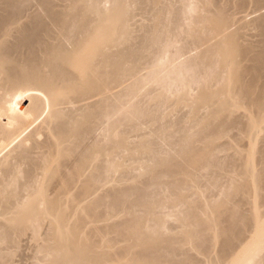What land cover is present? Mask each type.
Returning <instances> with one entry per match:
<instances>
[{"label": "bare ground", "instance_id": "obj_1", "mask_svg": "<svg viewBox=\"0 0 264 264\" xmlns=\"http://www.w3.org/2000/svg\"><path fill=\"white\" fill-rule=\"evenodd\" d=\"M41 1L44 6L45 18L40 12H33L28 14L27 20L24 21L22 19L24 8L19 4V0H2L3 6L0 9V126L4 127L6 134L0 144V159L5 161L2 164L4 177L0 179V215L4 216L3 220L2 217L0 219V264H11L9 259L15 252L12 254L11 251L12 255L9 258L7 255L10 250L6 251L7 254L4 250L11 248L14 250L13 247L18 249L23 237L28 235V230L33 231L29 238L31 237L30 241H35L37 244L36 249L44 243L43 248L41 247L43 250L38 249L35 254V256H39L43 252L40 254L43 257L37 258L43 264L44 261H47L46 264H99V261H103L102 264H107L109 250L104 244H99V239L95 240L91 237L92 234L100 236L104 226H111L112 230L116 232L117 238L122 236L121 238L129 239L133 242L132 245L138 248L137 251L131 252L128 248L134 247H126L125 250L128 254L121 264H230L231 256L235 255L236 250L243 247L247 240L249 241L252 232L258 228L261 230L257 239L237 264L254 262L264 264V224H260L261 212L257 207H252L254 211L246 214L241 212L242 201L229 207L230 195L224 194L223 200L226 202H223L226 204L217 205L205 200L207 204L205 205L208 206L205 210H208L203 212L198 203L203 198L206 199V195L197 191L200 190V184L191 179L193 183L187 182L186 188L180 178L181 175L188 177L193 172L192 169V171L190 170L192 167H194V171H198L196 170L198 168L203 170L202 167L208 173L214 174L217 171L215 168L220 167L219 161H215V157L214 160L208 158L207 150L215 146L219 133H223L222 130L235 124L232 121L233 107L240 104L241 98L245 100L247 97L250 101L247 106H256L257 111L264 118V85L259 84L260 79L264 78V50H258V46L253 44L242 46L234 31L237 29L234 28L237 25L236 14L246 11L248 14H258L255 20L260 22L264 35V13H262L264 0H225V4H221L224 3L222 0V2L220 0H204V2L200 1V3H204L200 7L196 2L199 0H196L195 3L194 0H180L181 3L192 2V4L188 2L190 5L188 7V4H184L187 9L185 6L182 7L188 11L181 10L185 11L187 15L180 13V8L179 10L175 8L180 4L176 0H61L60 9L56 8L55 0ZM109 3H111L110 6ZM138 3H140L141 10L145 11L146 16H152V24H142L135 28L136 24L132 20L137 15H135L136 11L133 6ZM196 6L201 10L195 9ZM189 7L190 9H188ZM202 10L204 11L203 15L201 16L199 13L201 16L199 23L202 25L196 23L199 26L196 24L195 26L193 24L194 28L192 23L196 21L198 15L194 17L192 12L195 15L197 11L201 12ZM182 15L186 16L189 24L185 21V17H182V20L187 24L185 22L181 24L183 22L181 20L178 25ZM147 17L150 19L149 16ZM80 20H84V23H79ZM173 23L180 29L183 25H187V27L189 25L188 29L185 26L180 30L182 34L184 30L183 36L186 37L183 38L187 42L184 44L185 47L183 45V47H179L183 49L177 50L178 53L175 51L177 53L175 56L174 50L169 49L172 46L176 47L172 45L176 42L171 40L175 32L178 33V29L172 31L173 28L170 25ZM111 28L112 31H110ZM95 32L96 36L90 44L95 50L92 53H87L85 57L79 56V49L86 41L93 38L92 35ZM169 32L170 35L172 34L171 46V42L163 37H167ZM79 34H82V37H79ZM178 34L181 38L182 34ZM170 35L168 34V38ZM175 35L174 37L177 39L178 36ZM10 37H15L16 41H11ZM183 38L181 41L178 39L179 42H182ZM186 47L191 50L206 47L205 50L202 49L203 53L200 52V63L199 61L197 63L196 59L193 62L190 60L195 56H189L192 53H187ZM185 49H187V54L184 52ZM170 51L171 54H169ZM193 51L191 52H196L195 55L199 53L195 49ZM236 51H239L238 55L235 54ZM184 54L191 57L190 61H187L188 56ZM167 55L174 57L171 56L169 57L171 59L168 60ZM184 56L187 60L183 61ZM164 58L166 59L164 60ZM162 60L163 62L167 60L166 65L162 63ZM186 61L188 64L185 63ZM245 61L251 63L244 64ZM176 62L179 64L177 65ZM219 63L222 65L220 67L223 71L229 69L230 73H233L230 81L233 82V86L237 84L234 89L227 90L226 86L220 83L221 88L214 91L208 85L210 79H212L210 80L212 84L213 80L215 79L216 82L218 76L221 75L222 72L217 69ZM174 64H176L175 67ZM186 64L187 66H185ZM214 71H218L220 75ZM226 71L223 73L229 72ZM198 73L205 84L202 85V91L199 89L201 93L197 99L201 104L210 106V111L205 117H202L201 121L194 118L188 120L185 125L179 124L181 122L174 123L168 120L166 108L169 106L168 102L171 97L169 94L174 93V86L178 91L187 87L188 92L184 89L183 91H186L185 94H190L189 90L192 89V83L195 84L194 80L201 83V80H197L200 79L197 77ZM216 73L218 76L215 75ZM224 75H221V81L226 77ZM247 76L250 78L248 79ZM227 78L224 80H227L228 83L229 78ZM133 80L138 81V84L135 83L137 85L134 84V88L129 90V93H123L126 84ZM148 82H155L157 86L167 88L166 93L162 92L158 95L159 102L156 104L158 108L155 110L152 108L153 105H146V107H139V105L132 111L135 117H129L127 111L123 115L124 120L127 121L126 125L129 126V130H139L147 118L154 119L158 122V126L153 130L159 131L158 137L160 140H164L162 142H165L166 145V142L171 141L168 144L171 149L176 146L175 154L180 156L183 162L178 161L177 157L171 156L172 158H170L168 153V155L164 153L163 156L157 152L156 144L153 143L154 141H150L153 136L150 140L145 138L133 145L135 142L130 141L125 135L127 131H117V123L120 120H111L118 111L111 114L113 108L108 109L111 101V95H108L110 93L107 94L108 90L119 95L122 92L121 97L117 95V98L119 96V100H123V97L138 95L139 90ZM60 83L66 85L71 93L70 99H76L78 107L71 114H67L60 108L54 109L51 106L52 111H55L53 115L59 119L56 127L59 141L53 142V147L61 161H68L71 157H75V159L71 164L65 165L62 180L56 185L55 196L51 198L46 185L35 187L37 185L35 184L33 188L30 186L29 192H27L29 189H24L27 186L21 187L16 177L15 167L10 163V144L15 143L24 147L23 156H26L41 141V135L37 134L36 127L27 126L24 121L29 119V113L42 112L49 103L51 104L55 88ZM200 83H196L198 87ZM120 88L122 89L120 90ZM238 89L245 97L239 96L240 93L236 92ZM235 95H238L240 100L235 99ZM163 99L165 102H162ZM21 103L27 104V108H21ZM151 109L152 112H148ZM218 111L223 114L217 116ZM225 113L226 115H224ZM106 121L108 124L103 126ZM245 124L242 130H251L252 133L254 130H258L256 120L248 119ZM102 127H105V130ZM101 128L103 131H107L104 136L106 134L111 148L107 150L108 147L101 146L100 140L90 145H84L88 135L94 134ZM174 130H181L182 136L178 138L179 140L173 136ZM150 135H156V133L153 134L152 131ZM196 137L208 143H206L207 146L201 147L202 149L199 148L200 156H196L199 153L194 145ZM203 150L205 154L202 153ZM111 151H114V154L127 152L128 156L132 155L133 161L140 164L139 168L142 169L140 175H146V179L142 182L137 181V183H133L134 185L131 183L127 186H120L124 179L122 175L120 177L118 175L119 178L115 176L118 178V180L116 179L118 184H114L116 187H113L109 196L104 195L108 197L107 199L112 197L109 201L110 199L106 200L103 194L98 197L93 195L97 191H103L104 189H101L113 180L112 177L110 178L113 176L111 172L121 171L120 168L125 165V163L113 159L114 156L110 157ZM116 154L115 156H119ZM143 154H147L152 162H155V164L152 163V167L150 164L142 163L140 157H136V155ZM48 156L47 159L45 158L46 167L50 163ZM197 157L200 158L197 159ZM137 160L140 161L137 162ZM205 160H208L209 167L204 166ZM60 162L57 165H60ZM130 165L132 166V164ZM130 165L128 166L130 167ZM137 168L136 166L135 168L131 167V169ZM56 173V168L48 171L47 178H53ZM166 176L177 178L167 182L166 179H162ZM219 176L222 174L219 173ZM182 179L184 180V178ZM252 181L256 195H261L264 188V171L253 176ZM150 183L156 185L154 193L156 192L160 196V200H154L156 203L153 200V202H149L146 200V196H142L147 192L146 189L145 193H142L144 191V189L141 191L142 188L145 184L151 186ZM248 183L238 185L237 191L243 192L251 189L249 188L250 183ZM73 188L79 190L78 196L73 198L76 201L70 199L69 201L73 202L63 201L62 196ZM149 190L152 189L149 188ZM27 193L37 195L30 200L31 197ZM149 193L151 192L149 191ZM162 193L164 194L162 195ZM195 194L198 195L197 198L189 200L191 195ZM79 198L81 199L79 200ZM87 199V204L79 209V203ZM170 203H173L177 208L183 207L182 210L179 209L182 213L184 210L186 211H184V220L180 219L184 221L185 226L183 227L193 226L194 229L187 230L188 228H186L185 230L182 227L185 231L181 230L183 233L178 237H173L171 234L166 235V232H164L165 235L161 233L159 229H170L165 224L166 218H164L169 216L168 214L172 215L170 211L166 213V209L172 206ZM101 205L109 210L107 213L111 216L118 213L122 215V210H124L123 212L125 214L127 212L131 217L129 216L128 220L125 218L126 222H122L125 219H120L121 221L118 220V222L109 225L107 221L113 217L106 215L107 218H105L103 214L106 212L105 209L102 213L98 211V207ZM71 208L72 212H70ZM68 209H70V213ZM140 209L145 214H137ZM120 210L121 212H119ZM161 210L162 212L165 210V216L160 213ZM180 211L179 213H181ZM10 213L16 214V216L8 215ZM102 219H105L103 220L104 226H94L91 232L86 231V228H90L97 221L102 222ZM152 222L155 224L154 226ZM150 223L153 227L152 230H150ZM214 224H216L215 227L220 228H213ZM255 226L257 228L254 230ZM102 236L104 235L100 237L103 238ZM220 240L217 249V243ZM187 246L190 248V253L194 249L199 252H197L198 254H204L206 259L200 260V262L196 261L192 257L194 254L189 253ZM98 248L102 250L100 251ZM215 248L216 251H214ZM121 250L125 252L123 248ZM204 255L202 256L205 258ZM39 260L37 263L42 264Z\"/></svg>", "mask_w": 264, "mask_h": 264}, {"label": "rangeland", "instance_id": "obj_2", "mask_svg": "<svg viewBox=\"0 0 264 264\" xmlns=\"http://www.w3.org/2000/svg\"><path fill=\"white\" fill-rule=\"evenodd\" d=\"M179 1L176 0V2L180 3L179 5L181 7L179 5H177V3H176V5L178 7L176 6L175 8H177L178 10L180 8V13H185V11H187L186 10L187 7L190 6L188 4V2H191L193 0L188 1L186 3H183V2L181 3L182 0L180 2ZM195 1L196 0H194L193 2L195 3ZM200 1L204 2V0L196 1L197 4L199 5V7L204 4L202 2L200 3ZM222 1L224 3H221V4H225L226 3L225 0H222ZM55 2H56V8L60 9L61 0H55ZM19 4L24 8V13H23V18H22L24 21L27 20V15L28 14H32L33 12H40V14H42L44 16V18L46 17L45 16V11H44V8H43L44 6H43V3H42L41 0H19ZM139 4L140 3L136 4V6H133L134 10L136 11L135 15H137V16L134 17L135 19L133 18V20H132L136 24L135 28L140 27L142 24L149 25V24L153 23V19L151 18L152 16L147 15V16L150 17V19H152V20H150L146 16L145 11H143V9L141 10V6ZM184 4L185 5L188 4L187 7ZM191 4H192V2H191ZM108 5L110 6L111 3H109ZM174 5H175V3H174ZM2 6H3L2 0H0V9L2 8ZM184 6L186 7V9L183 8L185 11L182 12L181 10H183L182 7H184ZM188 9H190V7ZM195 9H198V7L195 8ZM198 10L200 11L201 9L199 8ZM199 11H197L198 13L196 12L195 15H194V12H192L194 17H196L198 15V18L196 19V21L194 23H192V25L193 24L195 25L196 23H198L199 25H202V24L199 23L200 22L199 18H201V16L203 15L204 11L202 10L201 11L202 13L199 12ZM231 11H234V10H231ZM142 12H143V14H142ZM199 13H200L201 16H199ZM262 13H264V10H262ZM144 14H145V16H144ZM183 15L181 16L178 25H180L181 20L183 19L182 17H185V21H187L186 16H183ZM257 16H258V14H253V13L248 14V12H246V11L238 12L236 14V17H235V19H236L235 22H237V25L234 26V28H237V29L236 30L234 29V31L236 33V38L239 39L240 44L242 46H247V45L253 44V45H257L258 46L257 47L258 50L259 49L260 50L261 49L264 50V35H263L262 31H261L260 22H257V20H255ZM147 19H148V21H147ZM182 21L183 22L181 24H183L185 22L184 20H182ZM149 22H151V23H149ZM79 23H84V20H80ZM187 23L189 24V21H187ZM187 23L185 22V24H187ZM174 24L175 23H173V25H170L173 28V29L171 28L172 31L174 32L175 30L178 29V33H181V34H182V31H180V30H182V28L184 29L185 26L187 27V25H185V26L183 25L181 27V29H180V27L178 25H177L178 26L177 27ZM194 25H193V27L195 28V26L197 24L195 26ZM199 25H197V26H199ZM188 28H189V25H188V27L186 29H188ZM199 28L201 29L202 27L200 26ZM112 30L113 29L111 28L110 31H112ZM172 31H171V33H172ZM178 33H177V31L175 32V34H177V36L180 38V36H179L180 34H178ZM168 34L170 35V32ZM168 34L167 35L165 34L167 37L163 36L164 39L167 38L166 40H168L169 42H171V41L172 42H176L175 44L174 43L172 44V42H171L170 46L172 44V45H174L176 47L172 46L173 48L170 47L169 49L170 50H174L173 52H175L177 50L179 51V49L180 50L183 49V48H179V47L182 46V45L184 46V44H186L185 42H187L186 40L184 41V38L186 37V36L185 37L183 36V34H185L184 30H183V34H182L180 39L178 37L176 39V37H174V35H175L174 33H173L174 34L173 35V39L174 40L172 39V34L170 35L171 38L170 37L168 38ZM92 36H93V38H90L88 41H86L84 43V45L81 46V48L79 49V51H78V55L79 56L85 57V55L87 53H89V52L92 53V51L95 50V48H92L90 44L93 42L94 36H96V32ZM79 37H82V34H79ZM182 38H183V41L179 42V40L181 41ZM10 39H11V41H16L15 37H10ZM175 48H176V50H175ZM205 48L204 49L200 48L201 51H199L200 49H198V48H194L195 51L197 50V52H199L197 55H195L196 52L193 53L194 49L191 50V48H187L188 49L187 53H189V52H190L189 54L192 53L189 56H192V55L195 56V57L197 56L196 58L194 57V59H190L191 57L189 58V56L186 55L187 54L186 53L187 49H185L184 52L186 54H184V55L188 56V60L185 58V56L183 57L184 59L182 58V60L183 61L184 60H187V61L192 60V62H193V60L196 59L197 61L196 60L195 61L198 63V61L200 59L199 56L201 55V53L204 52V51H202V49L205 50ZM178 51H177V53H178ZM191 51H193V52H191ZM177 53L176 52H175V54L173 53L174 56L177 55ZM169 54H171V51L169 52ZM235 54L238 55L239 51H236ZM167 56H168L167 59L170 60L171 58H169V57H171L172 55L171 56L167 55ZM174 56H172V58ZM165 59L166 58H164V60ZM187 61L185 63L188 64ZM177 62H176V64H177ZM162 63H164V65H166L165 63H167V60L165 62H163V60H162ZM199 63H200V61H199ZM243 63L244 64H248V63H251V62H246L245 61ZM253 63L255 64V62H253ZM256 63H258V62H256ZM176 64H174V67L176 66ZM187 64L185 66H187ZM159 65L161 66L162 64L160 63ZM255 65L257 66V64H255ZM170 66H171V64H170ZM220 66H222V65L220 64L219 67ZM171 67H173V66H171ZM219 67H217L218 71H221L222 72V73L220 72L221 75L225 74L226 77L224 75L225 78H223V81H221L222 77L219 74V72L218 71H214V72H218V74L220 76H218L217 73L215 75L218 76L219 79L220 78L221 79L219 81V79L216 76H214V77H216L218 79V80L216 79V82L218 81L219 83H216L215 79L213 78L214 79L213 83H215L216 85H212L213 83L211 84L212 81L210 82V80H212V79H210L208 81V83H209L208 85L211 86V89L214 90V91H218L219 88H221L220 83H221V85L226 86L227 90H230L231 88L234 89L237 86V84H236V86L235 85L233 86V84H232L233 82L230 81V77H231V75L233 73L232 72L230 73L229 69H228L229 72L225 70L228 73H223L225 71H223L222 68L221 67L219 68ZM73 71H74V69H73ZM204 73H205V71L203 70V74ZM199 74L200 73H198V75ZM198 75H197V77L200 78L201 76L200 75L198 76ZM248 76H250V75H248ZM248 76H247V78L249 79L250 77H248ZM227 77L229 78V81H230V82L228 81V83H227V80H224ZM201 78L200 79L195 78V79L201 80ZM203 78H204V76H203ZM205 79H207V78H205ZM194 81H192V82H194L195 84L192 83L193 86H192V89L189 90L190 94L187 93L188 95L185 94L186 91L188 92V90H186L187 87H186V89L183 87V89L186 90V91H183V89L178 91L177 87L174 86V93L173 94H171V93L169 94V96H171V97H170V100L168 102L169 106H168V108H166L167 109L166 111H167V119L168 120H171L174 123L181 122L179 124L185 125V124H187L188 120H191V119H194V118L198 119L197 121H201V119H203L202 117L203 116L205 117V115L210 111V109H211L210 106H208L206 104H201L198 101V99H197L199 97L201 91H202V88H203L202 85L205 84V83L202 82L204 80L202 79L201 83H200V81H198L201 84V85L199 84V87H201V88H199L197 86L196 83H198V82L196 80H194ZM224 81H226V82H224ZM135 83L138 84V81H136V80L134 81L133 80V81H130V83H127L125 88L123 89V93L124 92L129 93V90L134 88V84ZM225 83L226 84H230V85H226ZM137 84H135V86ZM259 84L260 85H262V84L264 85V78L260 79ZM158 85H160V84H158ZM64 86L66 87V85L63 84V83L58 84L57 87L55 88V92H54V95L52 97L51 104L49 103V105H47L43 109L42 112H37V113L31 112V113H29V115H30L29 119L24 121L27 126L28 125L29 126L32 125V126L36 127L37 134L39 133L38 135L39 136L41 135L40 136L41 141H39L38 144L26 154V156L25 155L23 156L24 147H20V146H18L15 143H11L10 144V158H9L10 159V163L15 167V171H16V174H17L16 177H17L18 182L21 185V187L22 186L23 187L27 186L24 189H29L27 191V192H29L30 189L33 188L35 184H37V185H35V187L36 186L40 187L42 185H46L48 194H49V196L51 198H53L55 196L56 185L59 183L60 180H62L63 174L65 172V165L67 163L71 164L74 161V159H75V157H71L68 161H61L59 156L57 155L56 149L53 147V142H55V141L58 142L59 141L58 135H57V128H56L59 119H57L53 115V113L55 111L54 112L52 111L53 109H51V106H53L52 108H54V109L60 108L63 112H65L67 114H71L78 107V101L76 99H73V98L70 99V94L71 93H69L70 91H68L67 87L65 88ZM140 86H142V85H140ZM227 86H228V88H227ZM121 89L122 88H120V90ZM166 89L164 87H162V86L161 87L157 86V84L155 82H153V83L152 82L151 83L148 82V83H146L144 85V87H142L139 90V92L137 93L138 95L135 94V95H133L134 97L131 95L132 98H131V96L123 97V100L121 99L122 100V104L120 102L121 100H119V96L122 94V92L119 91L120 95L116 94V93H115L116 94L115 95L113 93V91L108 90L107 94L110 93L108 95L109 96L111 95V98H110L111 101H110V105H109L110 107L108 109H112L113 108L111 110L112 111L111 114L115 113L116 111L119 112V113L117 112V114H115V116H113L111 120L112 121L113 120H120L117 123V125H118L117 126V131H120V132H123V131L126 132L127 131L125 133V135L128 136L130 141L135 142V143H133V145L136 144V143H139L140 141H143L145 138H146V140L148 138L150 140L151 137L153 136V138L150 141H152V142L154 141L153 143L156 144L155 146H156V149H157L156 151L157 152L161 153L162 155L164 153H166V154L168 153L169 155L168 154L167 155L170 158L177 157L178 161L180 160V162H181L182 158L175 154L176 146H173V148L171 149L170 146L168 145V144H170L171 141L170 142H166L167 143V145H166L165 142L164 143L162 142L164 140H160V138L158 137V135H159L158 132L159 131L157 132V130H153V129H155L158 126V122H156L154 119L147 118V120L144 121V124L142 125L141 129H139V130H137V129L136 130H129V126L126 125L127 121L124 120V118H123V115L127 111L129 112V117H135V115L132 113V111H133V109H135L139 105H140L139 107H146V105H153V107H152L153 110L157 109L158 106L156 104L159 102L158 95H160L162 92L166 93V91H167ZM150 92H152V93H150ZM236 92L240 93V94L237 93V94H239V96L242 93V92L239 91V89ZM117 95H119L118 98H117ZM239 96L235 95L234 98L235 99L237 98L238 100H240L238 98ZM240 97H245V96L241 95ZM241 99H242V101H239L240 104L237 107H233L234 113L232 115V117H233L232 121H234L235 124L233 126H230L229 128H227L226 130H222L223 133H219V137H217V139L215 141V143L217 144V145L215 144L216 147L215 146L213 148L210 147L207 150L208 151L207 152L208 153L207 154L208 158H210L212 160L215 157V161H217V162L219 161L218 164L220 165V167L222 169H219L220 167L218 165L219 168H215V170L217 169V171L213 174V173H208L207 171H205L204 167H202L203 170H201V168L196 169L198 171L200 170L199 173H198V171H194L195 169H194V167H192V168H190V170L192 169L193 172L190 173V175L188 177H186V175L184 177H182V175L180 177V175H179V177L181 178L183 183H185L184 186H186L187 182L193 183L191 181V179H194L195 182H198V184H200V190H197V191L201 192V194L205 193V195H206V199L203 198L202 201H199V203H198V205L200 206V210L202 209L203 212L208 210V209L205 210L206 207H208V206H206L207 205L206 201L210 202V203H216L217 205L221 203V205H222V203L226 202V201L223 200L224 199L223 198L224 194H229L230 195V197H229L230 199H228L229 200V202H228L229 207H233L239 201H242V206H241L242 210H241V212L243 211L246 214L247 213L249 214V212L250 213L253 212L254 211L253 208L257 207V209L261 212V217H260L261 218V223L260 224H264V188L261 191L262 192L261 195L257 196L256 192H255V189H254V183L252 181L253 176H256L260 172L264 171V118H262V114H260V112L257 111V107L256 106H249V107L247 106V105H249V102H250L247 97H245V100H244V98H241ZM162 102H165V99H163ZM155 105H156V107H155ZM20 107L21 108H27V104L21 103ZM148 112H152V109L150 111H148ZM217 113H218V114H216L217 116H219V115L221 116L223 114V112H220V111H218ZM192 114H194V116H192ZM224 115H226V113ZM191 116H192V118H190ZM248 119H252V120H256L257 121V123H258L257 124V129L258 130H254L253 133L251 132V130H242V129H244V127L246 125L245 121H247ZM107 124H108V121H106L103 126H106ZM196 124H195V126H196ZM197 126H198V124H197ZM102 128H103V130H105V127H102ZM102 128L99 129L94 134L88 135V138L85 140V144L84 145H87V144L90 145V144H93L94 142H98V140H100L101 146H104L106 148L108 147L107 150H109L111 147H110L109 142L107 141L108 139H106L107 131L106 132L103 131ZM4 130H5L4 127L0 126V144L2 143V141L4 140L5 135H6ZM152 131H153V134L156 133V135H150L152 133ZM104 133H106L105 136H104ZM181 133H182L181 130H179V131L176 130L173 133V136L176 139H178L180 136H182ZM203 141H204L203 139L196 137V142L194 144V145H196L195 148L197 147L196 151L199 150V148H201V147L207 146V144H208L207 141L206 142H203ZM194 145H193V147H194ZM190 150H192V149H190ZM166 151H168V152H166ZM112 152H113V155H112ZM197 152H199V153H197L196 156H200L201 150H199ZM204 152L205 151L203 150L202 153H204ZM110 153H111L110 157L114 156V157H112L113 159L115 158V160L117 159L118 161L125 163V165L120 168L121 171L111 172L113 174V176H110V178L112 177L113 180L110 179L111 182H109L104 188L101 189V190L104 189L103 191H99V192L97 191L93 195V196L98 197L100 195L102 196V194H103V197L106 200L110 199L109 201H111L112 197L110 196L111 198L109 197V199H107L108 197H105V196H107L110 192H112L113 187H116V186H114V184L115 185L118 184L117 180H118V178L121 175H122V177L124 179L122 181V183L124 185L121 183L120 186H127L128 184L130 185L131 183H132L131 185H134L135 183H137V181L138 182L145 181L146 175L145 176L144 175H140V173H142V169L139 168L140 164H138L139 163L138 161H140L142 159L141 162L143 161L142 163L150 164V167H152L153 164H155V162L154 161L152 162V159L147 154L136 155V157H140V160H137L138 163H136V161H133L134 158H132V155L128 156L127 152L126 153L120 152L121 154L117 153L119 156H115L116 153L114 154V151H111ZM167 155H165V156L167 157ZM201 155L203 156V154H201ZM47 156L49 158L48 160H49L50 163L46 167L45 166L46 165L45 164V158L47 159ZM199 158L200 157H197V159H199ZM4 162H5L4 159H0V179L4 177V175H3L4 167L2 166V164ZM59 162H60V165H57ZM98 163H100V161H98ZM130 164H132V166ZM106 165L107 166L109 165L108 162H107ZM128 165H130V167ZM135 166L138 167V168L137 169H131V167L135 168ZM204 166L205 167H207V166L209 167L208 160L204 161ZM55 168L57 169V173L55 174V176L53 178H49L48 179L47 178V172L51 171V170H53ZM219 173H221L222 176H219ZM118 175H119V177H118ZM115 176L118 177V178H115ZM176 178L177 177H173V176H168L167 177L166 176L165 178H162V179L163 180L166 179V181L169 182V181H172V179L175 180ZM182 178H184V180ZM232 179H234V180H232ZM114 180H116L117 182L116 181L114 182ZM248 182L250 183L249 188H251V189H249L247 191H243V192H238L237 191V186L238 185H245ZM150 184H151V186L148 185V184H145V186L143 185L144 187L142 188L141 191H143V189H144V191L142 193H145L146 189H147L146 190L147 192L145 194H142V196L143 195H144L143 197L146 196V200L149 201V202H153L154 200L158 201L160 196L158 195V193L157 194H156V192L154 193V191H156L155 190L156 185L152 184V183H150ZM152 185H153L154 190L152 188ZM30 186H31V188H30ZM147 186H149V187H147ZM149 188H151L153 191L149 190ZM186 188H187V186H186ZM148 190L151 193H149ZM78 191L79 190L76 189V188L71 189L64 196H62V200L63 201H69V199L73 200V198H76L78 196ZM184 191L187 192L186 190H184ZM100 192H102V193H100ZM147 193L152 194V195L150 196ZM27 194H29L28 196L31 197L30 200H32L37 195V194L30 195V193H27ZM163 194L164 193H162V195ZM189 194H191V192H189ZM201 194H199V195H201ZM25 195H26V192H25ZM197 196L198 195H196V194L193 195V196L191 195L189 200H194V199L197 198ZM161 198H163V196H161ZM80 199L81 198H79V200ZM73 201L75 202L76 200H73ZM73 201H69V202H73ZM86 201H88V199L85 200V201L80 202L79 205H78V208L81 209L82 207H84L83 205L87 204ZM103 202H104V199H103ZM154 203H156V202L154 201ZM224 204H226V203H224ZM170 205H172V206H170V208L166 209V213L167 212L169 213V211H170L172 215L168 214L169 216L164 217L166 215V214H164L165 210L163 212H162V210L160 211V213L164 214V216H163V214H161V216L166 218L165 219L166 220L165 224L167 225V227L170 228L169 230L159 229V230H161V233L166 232L167 233L166 235L171 234L173 237H178L180 234H182L186 230V228H188L187 230L195 228L193 226H189V227L187 226V227L184 228L183 226H185V225H184V221H182V220H184L183 217L185 216V212L186 211L184 210L185 212L183 211V213H182L180 210H182L183 207H179L178 206L179 208H177V206L175 207V205L173 203H170ZM102 207H104V208H102ZM223 208H225V207H223ZM104 209H105L106 212H103ZM251 209H252V211H251ZM69 210L70 209H68V212H69ZM107 210L108 209H106L105 206H103V205H101V207L100 206L98 207V211L101 212V213L103 212V214L105 215L104 216L105 218L113 217V218H110L107 221L109 223V225H110V223L112 224L114 222H118V220L121 221L120 219H125V218L127 220L130 219L129 218L130 215L128 216L127 212L125 214V212H123L124 210H122V215H121V213L117 214L118 217H116L117 215H115V216L109 215L107 213ZM140 210L137 211V214L143 215L141 213H144V212H142V210L141 211ZM72 211L73 210L71 208L70 212H72ZM179 211L181 213H179ZM246 211H248V212H246ZM119 212H121V210ZM8 215H10L12 217L16 216V214L12 215L11 213L8 214ZM106 215H107V217H106ZM154 216H156V215H154ZM1 217H2V220H3L4 216L0 215V219H1ZM145 217L147 218L148 216L146 215ZM155 218H157V217H155ZM164 218H163V220H164ZM181 218H182V220H180ZM126 219L124 221H122V222H126L127 221ZM103 220H105V219H102V222L101 221H99V222L97 221L90 228H86V231L91 232V229H93L94 226L95 227L96 226L97 227L104 226L105 222ZM181 221L183 222V225H182ZM107 222H106V224H107ZM179 223H181V224H179ZM250 224H252V223H250ZM149 225L151 226V223ZM152 225L154 226L155 224L152 222ZM215 225L216 224L213 225V228L217 229L218 226L215 227ZM218 225L220 226L222 224H218ZM182 227L185 230L182 229ZM149 228H148V230H149ZM158 228H160V227H158ZM218 228H220V227H218ZM256 228H257V226H255L254 230ZM152 229H153V227L151 226L150 230H152ZM181 230H183V232H181ZM260 230L261 229L258 230V228H257L254 232H252V234L250 233L253 236L251 237V235H250L249 241L247 240L248 242L246 241L244 246L241 247V248H238L236 250V254L231 256L230 260L231 259L232 260H231L230 264H237V262L241 261V259L245 255L246 250H248L253 245L255 240L257 239V237H258V235L260 233ZM31 233L33 234V231L32 232L30 230L27 231L28 235H25L23 237V241H21L22 243L20 244V247L18 249L16 248L17 250L14 247H13L14 250H11L12 248L8 249V250H4L5 254L8 253L6 251L10 250L9 253H8L9 255H7V256H9V258L15 252V254L12 255L13 257H11L12 259L11 258L9 259V260H11V264H34L35 262H36L35 264H40V263H37L38 260H39L37 258H39V257L42 258L43 256L42 255L40 256V254L43 253V252H41V253L39 252L40 254L37 253V254H39V256H37V255L35 256V254H36L38 249L39 250H43V249H41V247L43 248L44 243H43V245L41 247L36 249L35 246L37 244L35 243V241L34 242L30 241L31 237L29 238V236H32ZM101 235H104V236H102L103 238L100 237ZM101 235L100 236L99 235L96 236L95 234H92L91 237H93V239H95V240L99 239L100 242L97 240L99 242V244H104L105 247H107L106 249L109 250L110 254L107 257V259H109V262H107V264H121V263H123L124 260L126 259L125 258L126 255L128 254L126 252V250H125L126 247L127 248L130 247V246L134 247L132 249L128 248V250L131 251V252H134V250L135 251L138 250V248L136 246L132 245L133 242L131 240L125 239L124 237L121 238L122 236L117 238L116 232H114L112 230L111 226L110 227L109 226H104V228H102ZM164 235H165V233H164ZM220 242H221V240L217 243V249L219 248ZM36 247H38V246H36ZM121 248H123L125 252H122ZM98 250L101 251L102 249L98 248ZM120 250H121V253L119 252ZM191 250H192V248H191ZM11 251H12V254L10 253ZM214 251H216V248H215ZM197 252L198 251H195L193 249L191 251V253H190V248H189V253L192 254V255L194 254L192 257H194V259H196V261L200 262V260L202 261L203 259H206V256L204 254L200 253L201 254L200 255V254H198L199 252L198 253ZM202 255H204L205 258ZM7 259H8V257H7ZM40 262H42V261H40ZM99 262H100L99 264L103 263V261H99ZM46 263H47V261H44V264H46ZM255 263L256 262L251 263V264H255ZM42 264H43V262H42ZM256 264H262V263L258 262Z\"/></svg>", "mask_w": 264, "mask_h": 264}]
</instances>
